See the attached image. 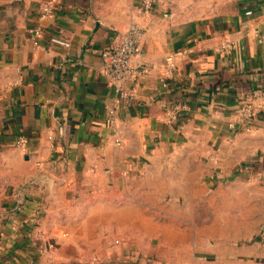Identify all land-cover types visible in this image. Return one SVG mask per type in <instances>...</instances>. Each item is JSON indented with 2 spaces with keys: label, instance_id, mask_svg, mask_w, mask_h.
I'll list each match as a JSON object with an SVG mask.
<instances>
[{
  "label": "crops",
  "instance_id": "0c3cea01",
  "mask_svg": "<svg viewBox=\"0 0 264 264\" xmlns=\"http://www.w3.org/2000/svg\"><path fill=\"white\" fill-rule=\"evenodd\" d=\"M39 1L0 0V264H264V110L250 132L228 126L264 87V0H58L43 20ZM131 22L151 71L113 126L100 51Z\"/></svg>",
  "mask_w": 264,
  "mask_h": 264
},
{
  "label": "built area",
  "instance_id": "2783aa9c",
  "mask_svg": "<svg viewBox=\"0 0 264 264\" xmlns=\"http://www.w3.org/2000/svg\"><path fill=\"white\" fill-rule=\"evenodd\" d=\"M139 7L144 9L153 8L158 0H136ZM58 0H40L38 5V19H52ZM30 38L34 44H37L43 28L37 23L28 28ZM143 28L136 22H131L121 33L103 47L100 51L102 59V74L113 86L115 92V101L106 107V114L110 125H115L117 121V112L120 104L129 105L137 95L136 84L147 77L151 71V65L141 60H135L134 56L139 53V45L143 39ZM256 39L264 47V29L256 33ZM234 42L225 38L217 47V50L232 47ZM176 51L165 57L163 72L160 74L161 84L167 87V79L174 76L177 70L176 57L181 54ZM187 105L183 102H171L168 107L167 118L171 122L177 121ZM264 110V87H254L246 92L236 110V116L228 123L232 129H242L245 131L254 130L252 122L257 114ZM51 138V136L49 137ZM119 143V141L117 140ZM27 139L21 134L15 139V144L21 149L26 148ZM30 237L40 241L42 251L53 249L57 242L48 237L42 228L36 229L30 234ZM116 243L118 239L114 240ZM93 261H97V256H93Z\"/></svg>",
  "mask_w": 264,
  "mask_h": 264
},
{
  "label": "rangeland",
  "instance_id": "374dc122",
  "mask_svg": "<svg viewBox=\"0 0 264 264\" xmlns=\"http://www.w3.org/2000/svg\"><path fill=\"white\" fill-rule=\"evenodd\" d=\"M252 194L249 192V190L246 192V193H243L242 194V199L244 200L243 201V213L244 214H249L252 210H253V203H252ZM261 197V196H260ZM259 197V198H260ZM264 198V197H263ZM261 198V199H263ZM261 225L263 224L264 225V220L262 222H260ZM264 227V226H263ZM115 239V238H114ZM113 239V243L114 244H120L121 243V240L118 238V242L116 243ZM129 238H126L125 240H123L122 242L123 243H127L129 242ZM139 256L141 255L142 257L145 256V258H148L149 261H151V263L153 264V261H156L157 263L155 264H164L163 261L159 260L158 258H155V256H146L144 254H141V253H138ZM97 256V255H96ZM99 260V258L97 257V261Z\"/></svg>",
  "mask_w": 264,
  "mask_h": 264
},
{
  "label": "trees",
  "instance_id": "16d2710c",
  "mask_svg": "<svg viewBox=\"0 0 264 264\" xmlns=\"http://www.w3.org/2000/svg\"><path fill=\"white\" fill-rule=\"evenodd\" d=\"M178 120H180V118Z\"/></svg>",
  "mask_w": 264,
  "mask_h": 264
}]
</instances>
